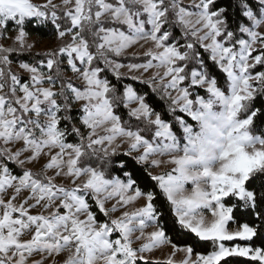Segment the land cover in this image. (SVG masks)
Returning a JSON list of instances; mask_svg holds the SVG:
<instances>
[{
	"label": "snow or ice",
	"instance_id": "6c2138e0",
	"mask_svg": "<svg viewBox=\"0 0 264 264\" xmlns=\"http://www.w3.org/2000/svg\"><path fill=\"white\" fill-rule=\"evenodd\" d=\"M0 264H264V0H0Z\"/></svg>",
	"mask_w": 264,
	"mask_h": 264
},
{
	"label": "rangeland",
	"instance_id": "374dc122",
	"mask_svg": "<svg viewBox=\"0 0 264 264\" xmlns=\"http://www.w3.org/2000/svg\"><path fill=\"white\" fill-rule=\"evenodd\" d=\"M36 38H37V37H34V36H33V39H36ZM50 40H51V38H50V39H42L39 48L36 49V50H37V51H40V50H43L45 47L54 46V45H52V44L50 43Z\"/></svg>",
	"mask_w": 264,
	"mask_h": 264
},
{
	"label": "trees",
	"instance_id": "16d2710c",
	"mask_svg": "<svg viewBox=\"0 0 264 264\" xmlns=\"http://www.w3.org/2000/svg\"><path fill=\"white\" fill-rule=\"evenodd\" d=\"M34 37H36L34 35ZM44 39H50V37H45ZM157 103L161 104L162 105V102L161 101H157ZM158 110H163L162 108H158ZM168 119H171L170 117H167ZM198 251H204L203 249H198ZM237 259H243V258H237Z\"/></svg>",
	"mask_w": 264,
	"mask_h": 264
}]
</instances>
